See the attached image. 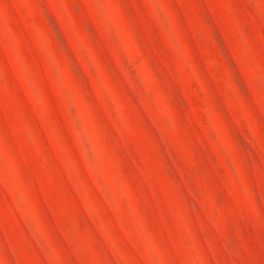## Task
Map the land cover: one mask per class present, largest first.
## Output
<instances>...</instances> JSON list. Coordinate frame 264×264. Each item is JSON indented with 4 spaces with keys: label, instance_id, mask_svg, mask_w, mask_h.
Listing matches in <instances>:
<instances>
[{
    "label": "rangeland",
    "instance_id": "obj_1",
    "mask_svg": "<svg viewBox=\"0 0 264 264\" xmlns=\"http://www.w3.org/2000/svg\"><path fill=\"white\" fill-rule=\"evenodd\" d=\"M0 264H264V0H0Z\"/></svg>",
    "mask_w": 264,
    "mask_h": 264
}]
</instances>
